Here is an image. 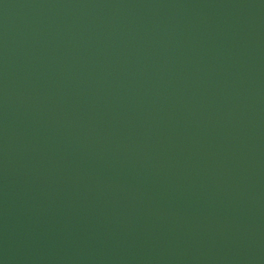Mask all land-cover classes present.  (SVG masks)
<instances>
[{
    "label": "water",
    "instance_id": "95a60500",
    "mask_svg": "<svg viewBox=\"0 0 264 264\" xmlns=\"http://www.w3.org/2000/svg\"><path fill=\"white\" fill-rule=\"evenodd\" d=\"M0 264H264V0H0Z\"/></svg>",
    "mask_w": 264,
    "mask_h": 264
}]
</instances>
